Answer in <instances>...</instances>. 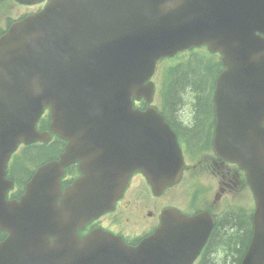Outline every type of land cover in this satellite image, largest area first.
<instances>
[{
    "label": "water",
    "instance_id": "95a60500",
    "mask_svg": "<svg viewBox=\"0 0 264 264\" xmlns=\"http://www.w3.org/2000/svg\"><path fill=\"white\" fill-rule=\"evenodd\" d=\"M47 8L16 47L0 43V60L11 61L25 99L15 94L2 119L10 141H0V164L18 137L11 133L31 134L41 101L60 91L69 113L83 116L82 122L69 118L71 132L148 120L153 122L144 129L156 132L162 121L166 133L160 138L166 143L163 154H152L149 171L155 174L160 165V171L173 170L171 161L180 163L181 153L164 117L131 111L128 103L132 94L151 95L152 84L145 81L159 57L208 43L223 53L227 67L217 79L216 133L227 132L229 138L240 132L232 147L217 149L247 170L259 207L264 206V36L259 34L264 35V0H51ZM35 77L59 86L43 87L37 96ZM257 227L264 232V222ZM244 264H264V244L256 243Z\"/></svg>",
    "mask_w": 264,
    "mask_h": 264
},
{
    "label": "trees",
    "instance_id": "16d2710c",
    "mask_svg": "<svg viewBox=\"0 0 264 264\" xmlns=\"http://www.w3.org/2000/svg\"><path fill=\"white\" fill-rule=\"evenodd\" d=\"M220 64L217 61L211 63H204L200 61H188L185 65H177L169 71L166 75L169 81L166 85L167 95V108L171 111H175L176 105L180 102L182 94L186 90H193L197 96L198 105V121L195 127L188 129L191 139L197 140L200 137H207L205 134L207 126L212 122L213 116V104L211 99L212 85L216 72L219 71ZM225 220H223L224 222ZM221 222V225L222 223ZM229 222L232 224H239L237 219L233 216L229 218ZM228 222V223H229ZM245 229L248 225L243 224ZM206 264H211L207 262Z\"/></svg>",
    "mask_w": 264,
    "mask_h": 264
},
{
    "label": "flooded vegetation",
    "instance_id": "af4514ba",
    "mask_svg": "<svg viewBox=\"0 0 264 264\" xmlns=\"http://www.w3.org/2000/svg\"><path fill=\"white\" fill-rule=\"evenodd\" d=\"M213 116L215 117V112H214V110H213ZM207 133H211V132H207ZM222 165H223V166H227V165H231V164L225 161V162H222ZM233 165H234L235 173H236V174H238V175H239V174H240V175H241V174H244L243 171L239 168V166H238L237 164H233ZM236 174H235V175H236ZM240 175H239V176H240ZM238 180H239V177H238ZM155 204H156V202H155ZM98 225H99V222L95 223V226H98Z\"/></svg>",
    "mask_w": 264,
    "mask_h": 264
},
{
    "label": "rangeland",
    "instance_id": "374dc122",
    "mask_svg": "<svg viewBox=\"0 0 264 264\" xmlns=\"http://www.w3.org/2000/svg\"><path fill=\"white\" fill-rule=\"evenodd\" d=\"M187 114H188V110H187ZM188 116H190V114H188ZM192 117V116H191ZM188 118V117H187ZM241 196H239V201L243 204H248V199L247 197L249 198V195H248V192L247 190L244 188L241 193H240Z\"/></svg>",
    "mask_w": 264,
    "mask_h": 264
}]
</instances>
